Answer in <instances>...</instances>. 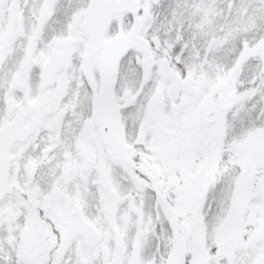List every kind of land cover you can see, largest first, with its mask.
<instances>
[{"label": "snow or ice", "instance_id": "snow-or-ice-1", "mask_svg": "<svg viewBox=\"0 0 264 264\" xmlns=\"http://www.w3.org/2000/svg\"><path fill=\"white\" fill-rule=\"evenodd\" d=\"M0 264H264V0H0Z\"/></svg>", "mask_w": 264, "mask_h": 264}]
</instances>
